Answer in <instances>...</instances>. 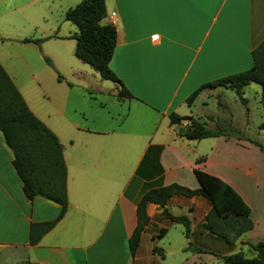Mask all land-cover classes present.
I'll return each mask as SVG.
<instances>
[{"label":"crops","instance_id":"obj_1","mask_svg":"<svg viewBox=\"0 0 264 264\" xmlns=\"http://www.w3.org/2000/svg\"><path fill=\"white\" fill-rule=\"evenodd\" d=\"M34 2L0 0V64L62 146L69 204L56 226L32 244V225L56 220L61 207L26 198L0 131V264H225L222 257L249 253L244 243H264L261 86H246L245 102L235 90L218 87L187 103L202 85L253 67L252 51L264 42V0H105L104 23L117 29L110 68L133 98L119 101V85H106L91 66L67 54L56 55L59 85L48 92L46 115L38 98L46 93L41 56L31 49L34 43H22L26 34L14 43L2 32L16 28L20 11ZM23 20L29 28V19ZM76 34L52 30L46 39L75 42L76 49ZM60 44L64 53L67 46ZM172 114L226 135L188 140L179 131L190 122L172 125ZM195 169L242 197L253 229L228 244L205 228L209 200L174 196L167 210L189 220L190 237L184 225L149 204L150 221L132 257L129 240L141 198L171 184L198 189Z\"/></svg>","mask_w":264,"mask_h":264},{"label":"trees","instance_id":"obj_2","mask_svg":"<svg viewBox=\"0 0 264 264\" xmlns=\"http://www.w3.org/2000/svg\"><path fill=\"white\" fill-rule=\"evenodd\" d=\"M106 17L105 0H83L66 12V21L73 23L78 29V33L72 37L76 41L75 56L91 66L103 80L120 86V92L117 95L119 101L132 99L133 96L110 68L117 45V29L111 24L104 23ZM23 42L34 43L29 39ZM252 59L254 65L250 70L202 85L187 103L191 105L203 90L218 87L235 90L238 97L245 102L244 88L251 83L261 86L264 101V42L252 51ZM170 120L172 125H182L185 120L190 122L187 128L179 131L180 135L188 140L226 135L223 131L210 132L201 123L190 118L172 114ZM0 131L14 154V166L23 183L26 198L30 201L42 198L61 207V214L56 220L32 225L31 242L37 244L67 212L69 204L67 166L58 138L29 109L1 64ZM259 146L264 151V146ZM194 172L200 184L196 190L171 184L150 190L141 198L137 206L138 224L129 240L132 257L135 256L141 235L150 221L147 214L149 204L160 206L166 217L177 224L184 225L186 235L190 237L189 220L184 217H173L167 210V205L174 196L188 198L203 196L209 200L212 209L207 216L205 228L210 235L223 238L228 244L233 245L240 237L253 229L250 219L251 209L230 185L199 169H195ZM244 245L248 246L251 256L238 252L222 257L223 262L225 264H264V243H244Z\"/></svg>","mask_w":264,"mask_h":264},{"label":"rangeland","instance_id":"obj_3","mask_svg":"<svg viewBox=\"0 0 264 264\" xmlns=\"http://www.w3.org/2000/svg\"><path fill=\"white\" fill-rule=\"evenodd\" d=\"M82 1L83 0H35L31 6L20 11L18 14L20 21L16 25V28L14 26H6L5 29H2V32L9 36L7 38L14 40V43H16L15 40H17L19 36L26 35L29 37L26 39L34 41V46L31 47V49H34L35 53L41 56L42 63L46 66V93L40 91L38 95L39 102L44 105V111L41 112L45 113V115L46 105L49 103L47 97L48 92L52 91L51 89L59 85L57 68L55 66L59 61H54L55 59L53 58L56 55L60 57L62 55L66 56L67 54L73 59V61L78 63V65L91 69L89 65L77 60V57L75 56V42H55L46 39L52 30L54 32H61L65 35H70L73 32L78 33L77 27L73 23L66 21L65 14L69 9L76 7ZM24 17L29 19V28L28 26H25L26 23L23 20ZM23 41L22 43H24ZM59 43H62L60 45L67 46L64 49L65 54L57 47ZM19 47L22 48V46ZM28 53L30 54V52ZM100 78L98 76L99 80ZM105 83L106 85L114 84L111 81ZM250 96L252 102H255L256 96L254 94H251ZM31 106L33 107V105ZM247 256H251V254L248 253Z\"/></svg>","mask_w":264,"mask_h":264},{"label":"built area","instance_id":"obj_4","mask_svg":"<svg viewBox=\"0 0 264 264\" xmlns=\"http://www.w3.org/2000/svg\"><path fill=\"white\" fill-rule=\"evenodd\" d=\"M115 15L113 14L112 17H114Z\"/></svg>","mask_w":264,"mask_h":264}]
</instances>
